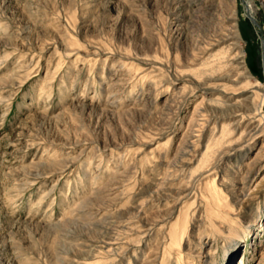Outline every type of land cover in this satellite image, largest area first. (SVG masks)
<instances>
[{"label": "rangeland", "instance_id": "rangeland-1", "mask_svg": "<svg viewBox=\"0 0 264 264\" xmlns=\"http://www.w3.org/2000/svg\"><path fill=\"white\" fill-rule=\"evenodd\" d=\"M177 1L0 0V264H264V187L238 216L264 175L245 166L264 135V103L253 98L246 118L261 126L245 142L196 168L223 126L200 100L223 84L247 92L181 73L178 49L191 51L204 27ZM234 1L264 94V0ZM55 162L67 165L38 169ZM65 221H103L114 250L68 260L59 234L77 225Z\"/></svg>", "mask_w": 264, "mask_h": 264}, {"label": "bare ground", "instance_id": "bare-ground-1", "mask_svg": "<svg viewBox=\"0 0 264 264\" xmlns=\"http://www.w3.org/2000/svg\"><path fill=\"white\" fill-rule=\"evenodd\" d=\"M194 1H195V3H194ZM194 1H192V0H178L177 1V3L179 4V6H181V8H184L187 10V14L189 15V17H188L189 19L194 18V21H196L197 19H199V21L201 20L202 25L204 27V31H203V34L201 35V39L199 40L197 45H195L194 47L191 48V51L187 47L182 48V50L178 49L179 58L181 57V60L184 64V66H186L185 68H183V71L181 73L187 74L190 71V72H192V75L194 74L195 77L198 76L199 78L205 77V74H206V75H208V77H214L212 79L219 80V81H226L227 83H230L231 85H234V86L241 85L237 88V90H240V89L243 90L242 93L247 92L245 94L232 93V94L228 95V92L226 91L227 84H223V87L225 89L219 91L218 97L208 99V101H206L205 99H202V101L200 100L197 109L198 108H200V109L204 108V109L216 110L218 112V116L216 117V119L213 120V122L215 124H219V122L223 121V126L221 129L220 136L211 138V140L209 141V143L206 146L207 148H206L205 152L202 154V157L198 162V166L196 168L197 169H200V168L203 169V168H207V166L212 164V162L214 160H212L211 158L214 155L218 154V152L221 153V152H223V149H225L226 147H228V149H230V148H232V146L242 143L248 135H250L254 131H256L257 127L260 125V122H259V124L254 125L252 120L250 119V118H252V117H250V115L253 114V111H254V109H253L254 107L252 105V102H253V98L260 96L263 100V103H264V94L259 93V91L261 89H263L262 86L260 85L261 82L259 83L258 80H254L252 78V73L249 71V68L247 66L246 55H245V52L243 50V47L241 46L242 36H241L240 28H239L236 2L234 0H223V1H220L218 5H214V3L209 2V0H194ZM229 4L232 5L231 9H229L230 7L229 8L227 7L228 8L227 10L224 9V6H227ZM249 8L252 9V4H250V3H249ZM218 9H220V10H218ZM182 17L185 18V15ZM177 30H179V29H177ZM185 39H186V37H185ZM187 42H189V41H187ZM129 44H131V43H129ZM152 46H153V44H151L149 49ZM149 52H150V50H149ZM149 52L147 54L145 52V54L149 55ZM158 55L156 54V56H155L157 59L159 58ZM144 60H153V62H155V63L158 62L155 59H148L147 57L144 58ZM190 60H191V62H190ZM168 61H170L169 58H167L166 62H168ZM204 82L206 83V81H204ZM200 84H201V86L204 85V83H200ZM184 85H186V84H184ZM177 90H179V89H177ZM163 106H165V105H163ZM262 107H263V105H262ZM82 108H84V107H82ZM194 109H196V108H194ZM196 111L198 112V110H196ZM260 114H262V113H260ZM209 115H210V113H209ZM247 116H249L250 118H246ZM206 123H204V125ZM186 132H188V131H186ZM187 134H189V133H187ZM189 138H193V136L189 137ZM198 138L200 141L202 136L201 137L199 136ZM189 141L191 142V140H189ZM192 142L195 143L194 140ZM226 142L228 144L224 145ZM250 147L251 148L255 147V153L252 156L247 158L248 161L245 163L246 164L245 166L247 168L246 173H249L252 169L258 170L257 172H259L261 170L264 172V135L258 141H255L254 144ZM176 158H178V157H176ZM244 162H245V160H244ZM66 165L67 164H62L61 162H55V163H52L49 165L39 166L38 169L40 170L43 167V173H46V172H51V171H55V170H59V171L63 170L66 167ZM231 183H233V182H231ZM212 186H214L215 190L218 191L219 184L217 183L216 179L213 180ZM263 187H264V175L262 176L261 179H259L256 182V184L253 187L251 186V188H249L250 194H248V195L245 194V196L243 197L242 206H241L242 208L240 207L241 209H240V212H238V216L242 215L243 212H247L246 210L244 211V209L251 207L253 197H256V196L260 197V195H262ZM220 189L223 190L221 188V186H220ZM184 190H186V189H184ZM238 194H237V196H238ZM226 196H227V193H226ZM237 196H235V197H237ZM219 199L221 200V198H219ZM95 200H96V198H94V197L90 198L88 200V203L90 204V206L93 203H95ZM230 205H231V203H230ZM230 212H227L228 216H226V217L227 218L231 217V218L235 219L232 215H230ZM235 217H237V216H235ZM251 219L256 220V218H254V217H252ZM156 222L159 223V220H156ZM70 223H72V222L71 221H65L63 223V225H67V227H73V226H69ZM72 224L77 225L74 227V228H76V231L74 229V232H76L77 234H75L73 236V235H70L71 234L70 231L65 230L63 233L59 234V238H58V244L63 243L66 246L68 245L69 247H71L70 252L66 251V253L68 254L67 256H69L68 260L72 261V259H70L71 257L78 258V259L79 258H87L90 256L94 257V256H96V252L102 251L105 248L107 249V247L110 250H114L111 248H113V246L116 244V242L107 233L109 231V227H107L103 223V221L89 222L87 224L73 222ZM78 228L81 232H79L77 230ZM100 229H103V230H100ZM183 232H185V231H183ZM169 233H170V231H169ZM67 238L70 240L80 239V240H82V242L70 244V243H68V241L65 240ZM173 241L176 242L177 238L173 239ZM98 243H100V244H98ZM110 250H108V251H110ZM262 252H264V247H263ZM83 255H85V257H83ZM83 260H84L83 264L90 263V261H87L85 259H83ZM242 261L243 260H241V262H239L237 264L242 263ZM93 264H95V263H93Z\"/></svg>", "mask_w": 264, "mask_h": 264}]
</instances>
